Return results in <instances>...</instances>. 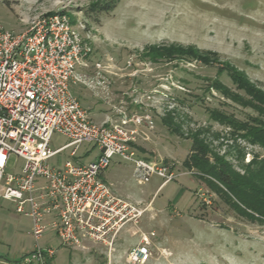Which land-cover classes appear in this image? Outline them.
<instances>
[{
    "label": "rangeland",
    "instance_id": "obj_1",
    "mask_svg": "<svg viewBox=\"0 0 264 264\" xmlns=\"http://www.w3.org/2000/svg\"><path fill=\"white\" fill-rule=\"evenodd\" d=\"M47 14H65L85 26L93 62L110 72L100 79L91 72V87L72 89L95 122L115 118L134 95L155 97V128L143 129L138 155L172 164L177 176L162 187L157 175L141 182L132 163L114 158L105 180L117 196L145 211L139 224L127 225L112 250L90 252L63 247L47 231L40 245L57 249L54 264H129L127 251L143 234L152 253L145 264H264V221L207 171L185 163L198 138L209 150L206 170L226 163L237 182L264 168V148L244 137L249 130L214 120L220 113L229 122L264 130V0H0L6 31L26 30ZM170 47L193 50L195 57H143ZM236 72L258 93L240 87ZM67 142L55 134L51 146ZM98 153L94 149L85 161ZM23 165L11 156L7 169L16 173ZM32 231V219L0 203V264H20L21 255L34 250Z\"/></svg>",
    "mask_w": 264,
    "mask_h": 264
},
{
    "label": "built area",
    "instance_id": "obj_2",
    "mask_svg": "<svg viewBox=\"0 0 264 264\" xmlns=\"http://www.w3.org/2000/svg\"><path fill=\"white\" fill-rule=\"evenodd\" d=\"M93 55L85 26L65 14L40 16L23 31L0 26V203L32 219L36 242L20 264H54L57 249L40 245L47 231L63 247L90 252L112 250L127 225L139 224L145 211L105 180L114 158L132 163L141 182L157 175L162 187L177 177L172 164L138 155L143 129L155 128L154 96L134 95L103 123L82 106L73 86L91 87V72L99 79L110 73ZM55 134L68 142L53 149ZM94 149L98 155L86 162ZM11 156L24 161L19 172L7 169ZM150 245L143 234L127 251L128 263H147Z\"/></svg>",
    "mask_w": 264,
    "mask_h": 264
},
{
    "label": "trees",
    "instance_id": "obj_3",
    "mask_svg": "<svg viewBox=\"0 0 264 264\" xmlns=\"http://www.w3.org/2000/svg\"><path fill=\"white\" fill-rule=\"evenodd\" d=\"M115 6H107L104 10L109 12ZM184 55H189L195 57V52L193 50L189 52H184L176 48H165V49H156L151 50L148 53L144 54L145 59H149L152 62H158L162 58H177L183 57ZM233 78L236 80L237 84L242 88H247L249 92L258 93L255 90L251 89L246 78L239 72H236L233 75ZM214 120L221 121L222 123L231 124L232 127H239L238 129H246L250 131V135L244 136L250 142L259 141L260 145L264 148V130L252 129L251 127L245 124H236L232 121H227L226 117L220 113L214 114ZM262 132V133H261ZM249 133V132H248ZM263 134V135H262ZM209 150L207 146L204 145V142L195 138L191 145L190 156L185 161L187 167L197 168L198 170L205 172L208 175H212L215 179L218 180L233 196L244 206L245 209L250 210L252 215H258L260 221H264V168L263 164L258 167L256 170H250L248 175L242 179H238L237 182L233 181L232 175L229 172L228 165L226 163H221L216 167H211L209 170H206V166L209 163ZM212 184V182H208ZM214 184V183H213ZM234 205V204H233Z\"/></svg>",
    "mask_w": 264,
    "mask_h": 264
},
{
    "label": "crops",
    "instance_id": "obj_4",
    "mask_svg": "<svg viewBox=\"0 0 264 264\" xmlns=\"http://www.w3.org/2000/svg\"><path fill=\"white\" fill-rule=\"evenodd\" d=\"M141 158V157H140ZM112 186V185H111ZM114 189V188H113Z\"/></svg>",
    "mask_w": 264,
    "mask_h": 264
}]
</instances>
